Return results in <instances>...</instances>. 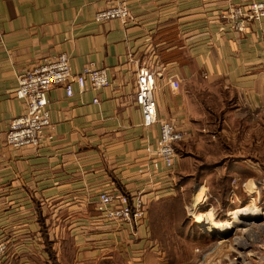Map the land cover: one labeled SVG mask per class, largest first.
<instances>
[{
	"label": "crops",
	"instance_id": "0c3cea01",
	"mask_svg": "<svg viewBox=\"0 0 264 264\" xmlns=\"http://www.w3.org/2000/svg\"><path fill=\"white\" fill-rule=\"evenodd\" d=\"M122 1L128 24H98L104 0H0V264H101L116 256L163 264L148 224L133 236L134 227L98 211L104 190L154 201L176 194L175 175L156 170L148 151L159 128L143 126L135 103L143 67L156 74L161 118L187 131L206 118L252 127L239 145L237 136L231 141L229 180L249 185L256 169L249 159L264 157V20L240 33L221 18L254 0ZM63 54L74 74L88 64L105 69L111 87L81 93L75 84L71 98L54 87L42 146L13 150L6 134L25 110L19 76ZM250 197L235 201L244 206Z\"/></svg>",
	"mask_w": 264,
	"mask_h": 264
},
{
	"label": "rangeland",
	"instance_id": "374dc122",
	"mask_svg": "<svg viewBox=\"0 0 264 264\" xmlns=\"http://www.w3.org/2000/svg\"><path fill=\"white\" fill-rule=\"evenodd\" d=\"M207 107L211 109V103ZM217 121L206 118L188 130L191 136L178 146L177 165L170 174L176 177V194L167 196L171 201L165 205L154 203L155 212L151 205L148 210L150 240L161 252L163 264H264V218L241 219L236 230L226 233L201 223L208 218L231 222L236 219L232 213L247 207L264 211V157L249 159L256 168L249 185L245 180H229L227 173L235 160L229 158L233 137L239 145V138L252 127ZM248 194L249 204L235 201L236 196L242 201ZM103 264L128 263L116 256Z\"/></svg>",
	"mask_w": 264,
	"mask_h": 264
},
{
	"label": "built area",
	"instance_id": "2783aa9c",
	"mask_svg": "<svg viewBox=\"0 0 264 264\" xmlns=\"http://www.w3.org/2000/svg\"><path fill=\"white\" fill-rule=\"evenodd\" d=\"M105 7L95 17L98 24L121 21L128 24L133 20L129 5L122 0H104ZM221 18L226 26L235 32H244L249 25L264 20V0H254L224 13ZM264 40V34L262 36ZM83 93L88 88L102 90L111 87L112 82L105 69L94 64L86 65L74 74L69 56L45 57L33 67L26 69L18 78L16 97L23 101L24 113L14 119L6 134V142L13 150L38 149L44 142L51 127L48 93L54 87L64 88L67 97L74 96V85ZM173 89H180V81L172 78ZM156 74L143 67L137 77L135 103L142 114L143 126L147 129L158 126L159 138L155 147L148 151L155 156L156 170L167 174L175 169L178 159V146L187 140V130L173 121L159 116L157 101ZM153 199L145 193H126L118 190H104L99 194L98 211L101 219L116 223L120 227L131 225L137 235L140 228L147 227V216ZM5 247H0L4 251Z\"/></svg>",
	"mask_w": 264,
	"mask_h": 264
},
{
	"label": "bare ground",
	"instance_id": "6f19581e",
	"mask_svg": "<svg viewBox=\"0 0 264 264\" xmlns=\"http://www.w3.org/2000/svg\"><path fill=\"white\" fill-rule=\"evenodd\" d=\"M232 216H235V220L231 222H226V223H217L214 220L207 219L201 222L202 224L206 225L205 227L207 228H215L217 230L222 231V233H226L229 231H234L238 228L239 224H241V219H251V220H256L259 218H264V211L258 208H243L239 209L236 212L231 214ZM243 215V216H240ZM248 221V220H247ZM243 222V221H242ZM246 231V230H245Z\"/></svg>",
	"mask_w": 264,
	"mask_h": 264
},
{
	"label": "trees",
	"instance_id": "16d2710c",
	"mask_svg": "<svg viewBox=\"0 0 264 264\" xmlns=\"http://www.w3.org/2000/svg\"><path fill=\"white\" fill-rule=\"evenodd\" d=\"M171 200H170V198L169 197H163V198H161V199H159V200H157V201H154L152 204H151V206L153 205V206H156V205H159V204H161V205H165V204H167L168 202H170ZM153 206H152V208H151V212L152 211H154L155 212V209H153ZM150 216H151V214H150ZM152 216H153V214H152ZM154 217H155V213H154ZM157 221L158 220H154V224H156L157 223Z\"/></svg>",
	"mask_w": 264,
	"mask_h": 264
}]
</instances>
